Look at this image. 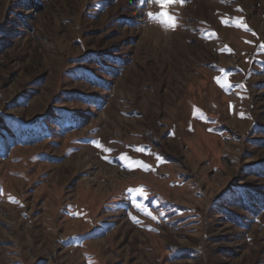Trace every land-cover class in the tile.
Instances as JSON below:
<instances>
[{
	"label": "rangeland",
	"instance_id": "obj_1",
	"mask_svg": "<svg viewBox=\"0 0 264 264\" xmlns=\"http://www.w3.org/2000/svg\"><path fill=\"white\" fill-rule=\"evenodd\" d=\"M0 264H264V0H0Z\"/></svg>",
	"mask_w": 264,
	"mask_h": 264
},
{
	"label": "snow or ice",
	"instance_id": "obj_2",
	"mask_svg": "<svg viewBox=\"0 0 264 264\" xmlns=\"http://www.w3.org/2000/svg\"><path fill=\"white\" fill-rule=\"evenodd\" d=\"M171 2H172V0H167V3H171ZM161 6H162V7H165L166 4H161ZM152 15H153L152 13H149V16H152ZM162 15L165 16V18H166L167 20H169V21H174V18L171 17V16H169L167 12L162 13ZM172 26L175 27V23H174V22L172 23ZM140 191L142 192L143 190H140ZM137 207H139V205H138ZM147 214H148L149 216L152 215L151 213H147ZM152 218L155 219L156 217L153 216Z\"/></svg>",
	"mask_w": 264,
	"mask_h": 264
},
{
	"label": "trees",
	"instance_id": "obj_3",
	"mask_svg": "<svg viewBox=\"0 0 264 264\" xmlns=\"http://www.w3.org/2000/svg\"><path fill=\"white\" fill-rule=\"evenodd\" d=\"M40 8V7H39ZM39 10V9H38Z\"/></svg>",
	"mask_w": 264,
	"mask_h": 264
}]
</instances>
